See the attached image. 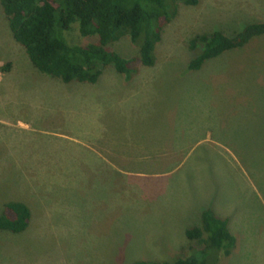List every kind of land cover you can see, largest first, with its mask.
Listing matches in <instances>:
<instances>
[{"label": "rangeland", "instance_id": "1", "mask_svg": "<svg viewBox=\"0 0 264 264\" xmlns=\"http://www.w3.org/2000/svg\"><path fill=\"white\" fill-rule=\"evenodd\" d=\"M257 22L264 0L177 2L152 66L63 83L30 64L0 5V210H29L23 231L0 230V264H264V33L186 69L192 36ZM112 49L136 56L126 36ZM205 209L227 255L184 236Z\"/></svg>", "mask_w": 264, "mask_h": 264}, {"label": "trees", "instance_id": "2", "mask_svg": "<svg viewBox=\"0 0 264 264\" xmlns=\"http://www.w3.org/2000/svg\"><path fill=\"white\" fill-rule=\"evenodd\" d=\"M195 5L197 0H0L1 10L12 39L20 45L39 72L63 83L94 84L103 67L128 78L134 66H152L154 46L160 40L162 27L173 17L175 5ZM74 29L84 39L71 44L65 34ZM264 33V22L243 26L232 36L219 31L196 34L188 39L194 52L186 69L197 70L205 60L222 52L243 46L250 38ZM126 36L136 47V56L121 57L112 44ZM9 68L6 62L0 67ZM199 225L184 230L187 240H195L203 250H217L227 255L234 238L224 219L211 210L200 212ZM29 210L21 202H5L0 210V230L23 231ZM130 264H204L194 257H178L171 262L136 261ZM216 264V263H215Z\"/></svg>", "mask_w": 264, "mask_h": 264}, {"label": "crops", "instance_id": "3", "mask_svg": "<svg viewBox=\"0 0 264 264\" xmlns=\"http://www.w3.org/2000/svg\"><path fill=\"white\" fill-rule=\"evenodd\" d=\"M111 164L110 163H107V166H110ZM113 169H115V167H113Z\"/></svg>", "mask_w": 264, "mask_h": 264}]
</instances>
